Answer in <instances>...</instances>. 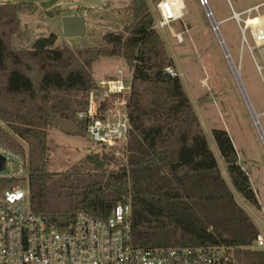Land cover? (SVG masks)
<instances>
[{
    "label": "trees",
    "instance_id": "16d2710c",
    "mask_svg": "<svg viewBox=\"0 0 264 264\" xmlns=\"http://www.w3.org/2000/svg\"><path fill=\"white\" fill-rule=\"evenodd\" d=\"M33 7L24 0L0 2V144L15 152L24 151L17 138L27 144L32 211L52 224L70 222L79 212L105 219L129 200L136 248L217 246L234 249L237 257L244 253L249 264H264L263 252H243L259 236L257 225L227 186L180 78L165 74L174 65L153 29L147 1L131 0L121 31L104 34L96 47L62 49L50 33L29 50L13 51L8 42L18 16ZM103 58H122L132 71L126 159L108 170L115 157L93 153L85 161L92 170L50 173L53 122L71 121L85 136L86 124L76 114L87 110L98 88L92 66ZM211 135L231 187L260 211L229 135Z\"/></svg>",
    "mask_w": 264,
    "mask_h": 264
},
{
    "label": "rangeland",
    "instance_id": "374dc122",
    "mask_svg": "<svg viewBox=\"0 0 264 264\" xmlns=\"http://www.w3.org/2000/svg\"><path fill=\"white\" fill-rule=\"evenodd\" d=\"M11 1L13 0H0L3 3ZM24 1L33 2L34 7L30 12L18 16L19 28L8 42L13 51L29 50L35 40L48 37L50 33L56 34L57 45L62 49L96 47L102 43L104 34L121 31L129 14L127 10L131 5V0H102V8L85 5L81 0ZM146 1L149 11L156 16L154 7L160 0ZM181 1L183 5L181 20L171 24L170 29L156 31L173 61V69L179 74L196 116L202 124L209 148L215 156L227 186L264 235V84L261 80V78L264 80V71L261 75L257 73L249 50L241 47L240 32L229 8L230 4L233 10L241 13L246 7L259 3V0H206V9L201 6L205 0ZM54 8L62 10V15L54 16L50 12ZM208 10L213 16L211 22L218 25L217 35L221 36L223 46L229 53L236 70L231 71L224 58L222 47L219 46L216 34L207 18ZM67 15H77L86 19L85 37L64 38L61 19ZM174 33L182 36L181 42L176 39ZM246 38L252 47L248 34ZM253 58L259 66L263 65L256 51L253 52ZM92 67L93 77L98 80L118 70H123L127 79L130 76V69L122 58H103ZM114 76L116 73L108 77ZM94 94L97 96L96 93ZM253 115L260 116L257 125L254 123ZM213 130H224L229 135L238 154L239 164L247 173L256 194L262 214L247 206L231 187L224 162L211 135ZM47 139L50 173H65L75 169L92 170L93 167L85 161L88 155L93 153H107L115 157L113 164L106 166L105 169L108 170H116L126 159V153L123 154L118 150H102L101 146L94 144L84 135H67L52 128ZM245 251L247 250L244 249L243 252ZM229 257L232 264H249L248 256L244 253L239 257L233 253Z\"/></svg>",
    "mask_w": 264,
    "mask_h": 264
},
{
    "label": "built area",
    "instance_id": "2783aa9c",
    "mask_svg": "<svg viewBox=\"0 0 264 264\" xmlns=\"http://www.w3.org/2000/svg\"><path fill=\"white\" fill-rule=\"evenodd\" d=\"M201 6L206 7L207 1ZM229 8L240 32V45L249 50L256 71L261 75L264 71V0L241 13L230 4ZM154 11V30L170 29V25L183 16L173 11L170 0H160ZM212 17L210 12L207 18ZM249 19L254 22L252 26L247 25ZM216 28L219 30L218 25ZM174 36L182 41L181 35ZM255 51L262 66L253 58ZM165 74L179 77L171 67L165 69ZM131 76V70L128 79L123 70H118L116 76L104 78L90 94L87 110L76 114V120L86 124L85 136L102 150L126 153L131 130L128 109ZM254 123L257 125L258 121ZM17 140L23 152L0 144V264H232L229 255L234 249L223 247H134L131 245L129 200L116 205L105 219L79 212L70 222L61 218L50 223L31 209L27 144ZM245 249L264 253V241L257 236Z\"/></svg>",
    "mask_w": 264,
    "mask_h": 264
},
{
    "label": "water",
    "instance_id": "95a60500",
    "mask_svg": "<svg viewBox=\"0 0 264 264\" xmlns=\"http://www.w3.org/2000/svg\"><path fill=\"white\" fill-rule=\"evenodd\" d=\"M83 4L92 6L95 8H102V0H81ZM210 11H207V16H209ZM211 23V18H210ZM211 26L216 34V38L218 41L219 46L222 47V51L224 54V58L228 65L230 66V69L232 71V67L235 68L234 63H232L229 53L227 52L225 46H223V41L221 39L220 35H217L216 31L217 28L214 26L213 23H211ZM61 31L63 32V36L65 39L67 38H82L86 35V19L84 17L80 16H73V15H67L66 17H63L61 19ZM235 77V76H234ZM236 79V77H235ZM237 80V79H236ZM53 128L58 129L59 131L67 134V135H75L79 133L78 128L76 125L71 121H64L61 119H55L53 122Z\"/></svg>",
    "mask_w": 264,
    "mask_h": 264
},
{
    "label": "bare ground",
    "instance_id": "6f19581e",
    "mask_svg": "<svg viewBox=\"0 0 264 264\" xmlns=\"http://www.w3.org/2000/svg\"><path fill=\"white\" fill-rule=\"evenodd\" d=\"M171 1V3H172V6H173V11H175L178 15H181V14H183V10H182V8H183V6H182V4H181V1L180 0H170ZM205 9H206V7H205ZM209 11V10H208ZM212 19V18H211ZM212 23V22H211ZM214 24V23H213ZM216 24V23H215ZM214 24V26H217V25H215ZM254 24V22H252V21H250V19L247 21V25H249V26H252ZM216 33H218V31H216ZM220 41H221V39H220ZM232 70H236V68H234V67H232ZM237 79V78H236ZM238 81V80H237Z\"/></svg>",
    "mask_w": 264,
    "mask_h": 264
},
{
    "label": "crops",
    "instance_id": "0c3cea01",
    "mask_svg": "<svg viewBox=\"0 0 264 264\" xmlns=\"http://www.w3.org/2000/svg\"><path fill=\"white\" fill-rule=\"evenodd\" d=\"M181 1V0H180ZM181 4H182V1H181ZM183 6V5H182ZM152 15H153V13H152ZM73 16H77V15H73ZM153 18H155V15H153ZM116 73V72H115ZM115 73H112V74H108L107 76L105 75L104 76V78H108V76H112V75H114ZM104 78H100L99 80L98 79H96V78H94L93 77V79L95 80V82L98 84L100 81H102V80H104ZM201 82V81H200ZM191 101V100H190ZM192 104V103H191ZM194 109V108H193ZM254 116V122L256 121V120H258V118L260 117V116H258V115H253ZM200 124H201V122H200ZM202 125V124H201ZM241 206V205H240ZM245 210V209H244ZM256 211V210H255ZM257 213H259V214H262V209L260 210V211H256ZM258 228V227H257ZM258 231H259V236L263 239V241H264V235L261 233V230H259V228H258Z\"/></svg>",
    "mask_w": 264,
    "mask_h": 264
}]
</instances>
